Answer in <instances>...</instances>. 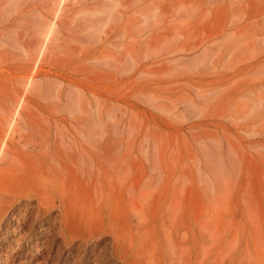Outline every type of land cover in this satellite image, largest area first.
<instances>
[{
    "label": "rangeland",
    "instance_id": "374dc122",
    "mask_svg": "<svg viewBox=\"0 0 264 264\" xmlns=\"http://www.w3.org/2000/svg\"><path fill=\"white\" fill-rule=\"evenodd\" d=\"M28 33L54 65L31 57V121L51 143L37 172L67 195L44 213L14 200L1 236L33 262L87 263L98 245L120 264L107 204L177 264H264V0H0V102L23 90L12 46ZM66 201L78 229L99 208L90 238L68 241Z\"/></svg>",
    "mask_w": 264,
    "mask_h": 264
},
{
    "label": "crops",
    "instance_id": "0c3cea01",
    "mask_svg": "<svg viewBox=\"0 0 264 264\" xmlns=\"http://www.w3.org/2000/svg\"><path fill=\"white\" fill-rule=\"evenodd\" d=\"M14 11L20 12L17 8H14ZM48 41L49 36L41 40L38 45L31 46V33H28L27 42H17L12 46L16 54L12 59L14 62L12 67L15 71L13 74L23 90H20V87L17 90L13 89L0 102V181L6 179V176H15L19 169L27 171L30 177L48 180V183L44 181V186L39 185L37 189H31L28 193V196L37 201L41 211H48L56 202L57 195H67L61 175V183L53 184L51 182L53 177L50 174L37 172L36 166L39 164L45 167L49 163V157L44 149H49L51 143L48 138L49 130L43 126H35L31 121V57L38 51L35 62L50 64V58L46 59L45 56V53L50 51ZM1 61H4L2 56H0ZM65 203L68 206V202ZM77 219L76 215L68 216V221Z\"/></svg>",
    "mask_w": 264,
    "mask_h": 264
},
{
    "label": "bare ground",
    "instance_id": "6f19581e",
    "mask_svg": "<svg viewBox=\"0 0 264 264\" xmlns=\"http://www.w3.org/2000/svg\"><path fill=\"white\" fill-rule=\"evenodd\" d=\"M41 179L30 177L27 171L19 169L16 171L15 176H6V179L0 181V230L7 226L10 221V213L15 209L12 206L9 210L12 202L18 198L28 200V197H30L28 193L31 189H37L39 185L44 186L45 184L43 183H48V180ZM110 207L107 204L103 205L107 230L113 239V254L116 262L118 261L120 264H177L180 259V251L172 249L166 254L163 252L157 254L151 248L149 238L142 231L138 234L131 232V236L128 239L127 229L115 223ZM96 208L85 209L89 221L79 229L68 223L69 206L64 209L61 220L67 233L68 241L71 242L77 236L88 239L93 235L96 225L92 223V217L98 216L100 212L99 208ZM42 212L46 211L42 210ZM20 240L21 238L18 237H11L7 240L0 235V244L5 242L4 246L0 245V264H111L109 257L106 254H101L98 245L97 252H94L97 249L96 246L92 247L94 254L87 263L82 261L83 257L79 252L70 254L69 251L62 252L52 249H46L39 257L36 256L33 262V254L29 250L16 247ZM38 260L41 261L39 262Z\"/></svg>",
    "mask_w": 264,
    "mask_h": 264
}]
</instances>
